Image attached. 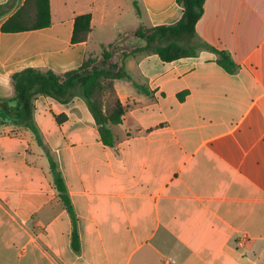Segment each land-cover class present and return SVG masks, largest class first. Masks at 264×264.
I'll return each mask as SVG.
<instances>
[{"label": "crops", "instance_id": "obj_1", "mask_svg": "<svg viewBox=\"0 0 264 264\" xmlns=\"http://www.w3.org/2000/svg\"><path fill=\"white\" fill-rule=\"evenodd\" d=\"M24 3L0 0L3 115L16 109L13 74L62 75L115 42L130 79L114 81L126 111L109 125L113 146L79 88L67 103L35 98L42 145L25 126L0 123V264H264V0H207L195 35L172 40L197 55L173 62L143 50L134 32L177 23V0H51L50 27L3 32ZM88 13V40L72 43L76 17ZM206 44L228 52L235 70Z\"/></svg>", "mask_w": 264, "mask_h": 264}, {"label": "trees", "instance_id": "obj_2", "mask_svg": "<svg viewBox=\"0 0 264 264\" xmlns=\"http://www.w3.org/2000/svg\"><path fill=\"white\" fill-rule=\"evenodd\" d=\"M207 0H177L183 7L182 18L173 25L156 26L146 29L142 25L134 32V36L146 40L145 51L157 54L164 62H173L185 57H195L197 47H183L172 40L176 36H194L196 28L204 15ZM8 5H0V17L7 13ZM137 14H140L135 4ZM91 14L79 15L75 19L72 34V43H81L88 40L91 33ZM52 24L51 0H25L24 5L3 25L5 33L25 32L40 30ZM165 40L167 42H165ZM171 40V41H170ZM219 54L218 64L225 70L232 72L236 65L230 54L218 50L208 44L203 45ZM118 42L102 46L101 53L96 57H88L83 64L72 71L58 75L52 70L42 71L36 68H27L13 74L12 80L15 87V97L10 101L15 102L16 109L13 116L8 117L0 111V123L13 121L30 129L38 143L42 145L41 135L33 121L34 100L37 96H48L60 103H67L73 90L79 88L99 127L103 143L107 146L114 145V136L109 125H118L123 121L125 106L120 101L114 87L117 79H130L125 67L127 54L116 53ZM134 52H131L132 54ZM140 89L144 90L142 87ZM145 91V90H144ZM7 102V100H4ZM57 121L60 123L61 118ZM53 175L54 185L60 198L74 219V210L69 198L65 181L57 163L50 154H47ZM79 238L76 228L73 230V247L79 250Z\"/></svg>", "mask_w": 264, "mask_h": 264}, {"label": "built area", "instance_id": "obj_3", "mask_svg": "<svg viewBox=\"0 0 264 264\" xmlns=\"http://www.w3.org/2000/svg\"><path fill=\"white\" fill-rule=\"evenodd\" d=\"M166 263L176 264V261L172 258L166 259Z\"/></svg>", "mask_w": 264, "mask_h": 264}, {"label": "rangeland", "instance_id": "obj_4", "mask_svg": "<svg viewBox=\"0 0 264 264\" xmlns=\"http://www.w3.org/2000/svg\"><path fill=\"white\" fill-rule=\"evenodd\" d=\"M124 23V22H123ZM133 23L132 20H126L124 25H126L127 27L129 26V24ZM130 27V26H129Z\"/></svg>", "mask_w": 264, "mask_h": 264}]
</instances>
